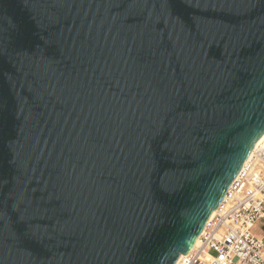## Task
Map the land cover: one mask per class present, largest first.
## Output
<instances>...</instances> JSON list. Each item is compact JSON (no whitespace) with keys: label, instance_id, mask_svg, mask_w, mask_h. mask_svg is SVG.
Masks as SVG:
<instances>
[{"label":"water","instance_id":"water-1","mask_svg":"<svg viewBox=\"0 0 264 264\" xmlns=\"http://www.w3.org/2000/svg\"><path fill=\"white\" fill-rule=\"evenodd\" d=\"M263 134L264 0H0V264H175Z\"/></svg>","mask_w":264,"mask_h":264},{"label":"built area","instance_id":"built-area-1","mask_svg":"<svg viewBox=\"0 0 264 264\" xmlns=\"http://www.w3.org/2000/svg\"><path fill=\"white\" fill-rule=\"evenodd\" d=\"M256 225L261 236L252 232ZM197 239L175 264H264V141L243 164Z\"/></svg>","mask_w":264,"mask_h":264},{"label":"snow or ice","instance_id":"snow-or-ice-1","mask_svg":"<svg viewBox=\"0 0 264 264\" xmlns=\"http://www.w3.org/2000/svg\"><path fill=\"white\" fill-rule=\"evenodd\" d=\"M22 221L24 225L29 229L31 235L36 239H44L48 237V230L37 225L34 220L32 214L28 210H23L20 212Z\"/></svg>","mask_w":264,"mask_h":264},{"label":"rangeland","instance_id":"rangeland-1","mask_svg":"<svg viewBox=\"0 0 264 264\" xmlns=\"http://www.w3.org/2000/svg\"><path fill=\"white\" fill-rule=\"evenodd\" d=\"M252 232L255 234V235H258V236H261L263 234V230L262 228L259 226V225H256Z\"/></svg>","mask_w":264,"mask_h":264},{"label":"bare ground","instance_id":"bare-ground-1","mask_svg":"<svg viewBox=\"0 0 264 264\" xmlns=\"http://www.w3.org/2000/svg\"><path fill=\"white\" fill-rule=\"evenodd\" d=\"M264 141V134H263V136L259 139V141L256 143V145L254 146V148H253V150L252 151H254V149L261 143V142H263ZM252 153V152H251ZM250 153V154H251ZM250 156V155H249ZM198 240V239H197Z\"/></svg>","mask_w":264,"mask_h":264}]
</instances>
